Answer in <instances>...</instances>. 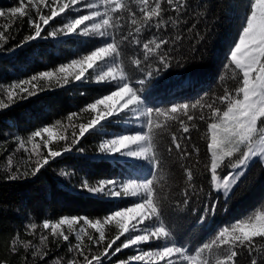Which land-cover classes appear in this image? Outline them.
I'll return each mask as SVG.
<instances>
[{
    "label": "snow or ice",
    "instance_id": "obj_1",
    "mask_svg": "<svg viewBox=\"0 0 264 264\" xmlns=\"http://www.w3.org/2000/svg\"><path fill=\"white\" fill-rule=\"evenodd\" d=\"M133 4L136 7H133ZM41 5L48 9L49 14L42 13ZM76 5L80 7H75ZM248 7L249 11L244 17L237 41L230 47L227 57L226 66H235L232 71L233 78L238 81L236 87L231 91L225 89L224 94L216 97L212 102L197 100L191 104H174L170 108L147 106V97L142 94L146 89L136 87L137 84L144 86L146 80L134 79L129 69L123 65L120 59L124 52L121 44L127 41L129 45L134 44L142 48L143 61L156 58L160 67L148 71V77H155L161 71L169 69L174 59L170 58V53L181 47L185 39H195L197 44L205 39L199 30H196L192 37L184 35L197 29V24L194 21L190 23L188 17L202 16V13L193 7V0H85L83 3L81 0H51L50 3L49 0H18V6L10 8L12 17L17 15L21 18L27 17L29 28L34 29V33L25 38V43L41 38L50 21L61 17L66 10L80 12L82 9H87V13L67 19L66 23L48 35L55 37L62 33L65 36L101 37L107 41L103 46L96 47L83 57L61 65L55 71H44L28 80L11 85L5 90L10 103L15 102L14 97L18 95L16 89H19L20 93H27V96L19 97L26 99L36 94L37 86L32 84L33 81L52 80L56 72L66 74L72 68L79 69L74 75L75 82L96 83L110 87L106 94L96 97L94 102L82 109V111L90 110L96 115L89 119L87 124H80L79 134L73 132L70 143L61 150L49 148L47 155H43L38 150L40 145L33 143V140L41 137L42 134H47L50 141L54 134L52 127H44L33 132L28 137L27 143L32 144L35 150L29 155V159L32 154L36 155L35 166L24 172H20L19 169L10 170L8 180L35 177L51 161L70 152L85 133L103 129L111 124L113 119L127 121L135 117L136 120L142 121L140 132L120 134L101 142L99 154L101 158L114 157L118 154L121 157L144 160L150 166L148 177L126 183L114 179H101L95 185L85 180L80 185L81 192L92 195L108 198L132 196L137 199L122 209H115L106 216L94 220L87 217H62L58 223L43 222L44 230L51 229L53 242H57L58 236L64 242H68L69 234L58 232L59 227L67 224L71 232V226L80 220L98 233V236L94 237L81 227L75 233L77 243L68 244L67 251L74 255L68 259L67 264H104L105 258L111 260L130 247L138 249V253L126 260L117 259L115 264L144 261L145 257L163 261V264H175L179 258L187 261L188 264H241L238 259L241 256L246 257L247 264H264V210H253L238 221L223 227L218 230L210 243H205L190 253L186 248L171 243L172 233L162 219L161 196L157 189L158 170L162 172L164 169L161 142H165L163 151L169 156L176 155L179 159H187L192 155V151L187 149L183 141H190L191 136L178 133L189 134L191 129L197 127L196 123H192L195 120L207 122V133H210V143L207 148L211 156L210 163L206 164L205 168L211 174L212 188L217 192L222 190L225 201L231 197L233 188L245 176L253 162L264 167V0H249ZM32 11H35V17L32 16ZM3 16L5 12L0 11V17ZM123 21H127V24L122 23ZM181 25L185 27L182 28ZM7 27L5 25L4 30L0 31V41H7L8 37L4 34ZM125 28L128 29L126 33L123 31ZM117 31L120 32L119 38L116 36ZM145 31L150 35L142 42L139 37ZM21 46L17 45V47ZM131 65L135 70L143 71L141 58L131 60ZM57 79L59 80L60 77ZM63 81L64 84L70 83L67 75L63 77ZM194 82V77L188 76L176 85V88L191 86ZM24 85H31L33 91H29ZM149 86L155 88L158 82ZM216 101L224 107H220ZM100 106H103V110H100ZM7 107L9 104L0 100V109ZM204 108L208 109L207 113L202 111ZM76 115L78 114L72 113L67 119L71 121ZM61 139L65 137L62 136ZM19 146L28 151L25 141H20ZM47 146L46 141L45 147ZM80 151L82 152L83 149L81 148ZM193 151L198 152V149ZM221 167L230 169L223 177H220L218 172ZM184 175L186 187L181 203L189 206L191 197L198 196L203 189H198L193 183L194 173L191 167L184 169ZM202 204L200 215L197 217L198 222H205L217 211V201L210 203L204 199ZM113 222L118 231L114 237L108 239L104 226ZM29 227L35 229L36 225L32 224ZM84 235H87L92 245L87 247V251L82 247ZM121 237L124 239L121 240ZM47 241V235L40 236L39 244L24 242L17 236L13 238L11 250L15 252L16 245L20 244L27 252L31 246L34 249L33 259L38 257L44 260L48 255L44 250ZM117 241H121L120 244L117 245ZM155 241L161 242L155 249L139 248L140 245ZM113 245L116 247L113 248ZM214 246L216 252L212 253ZM206 251L212 253L213 259L204 255ZM77 255L82 257V262L76 258ZM53 264H60V258H57Z\"/></svg>",
    "mask_w": 264,
    "mask_h": 264
},
{
    "label": "trees",
    "instance_id": "obj_2",
    "mask_svg": "<svg viewBox=\"0 0 264 264\" xmlns=\"http://www.w3.org/2000/svg\"><path fill=\"white\" fill-rule=\"evenodd\" d=\"M203 5V7H201ZM249 0H193V7L202 13V16H189V22H195L197 29L192 33H184L186 37H192L199 30L205 39L197 44L195 39H185L181 47L170 53L172 66L163 70L155 77H148V71H154L160 67L155 57L149 61H143V50L136 45H129L127 41L121 44L123 56L120 58L133 78H144L146 89L142 94L147 97L146 104L155 108H170L174 104H191L197 100L212 102L216 97L222 96L224 90H233L237 85V79L233 78L234 65L227 67L230 47L237 41L244 17L249 11ZM18 6V0H0V11L5 16L0 17V31L8 37L7 41H0V100L8 103L9 107L0 109V264H53L60 258V264H67L74 253L67 251L68 244L77 243L75 233L64 230L69 234V241L64 242L57 237V242L51 231L43 229L45 220L58 221L62 217H87L102 218L115 209H122L130 205L137 197L108 198L88 194L80 191V185L88 180L95 185L101 179H114L121 183L132 180L140 181L149 175L150 166L144 160L120 158L116 156L100 157L99 144L104 140L120 134H134L142 129L137 125L138 120L131 118L127 121L113 119L111 124L98 131L90 130L80 138L70 152L51 161L35 177L10 181L7 176L11 171L19 169L20 172L34 167L37 159L32 144L27 140L31 134L44 127L53 128V136L49 141L47 134L36 137L34 144H39V151L47 155L48 149L61 150L69 144L73 138V132L79 134V125L87 124L96 113L90 110L82 111L85 106L94 102L96 97L106 94L109 85L96 83H79L67 77L70 81L64 84L63 77L56 72L52 80H37L35 84L36 94L26 99L27 96L16 89L15 102L10 103L6 96V89L19 81L28 80L33 75L44 71H55L61 65L69 63L73 59L81 58L92 49L103 46L107 41L101 37H83L62 33L55 37L48 33L58 29L79 13L67 11L61 17L54 18L45 27L41 38L25 43V38L34 33L29 28L27 17H12L10 8ZM136 7L135 4L132 5ZM42 13L47 15L48 9L41 5ZM35 17V11L31 12ZM122 23L127 24V21ZM42 27H44L42 25ZM128 27H131L128 25ZM185 27V25H181ZM128 29L123 31L126 33ZM150 34L144 32L139 38L143 40ZM117 38L120 32H116ZM17 45H22L17 47ZM141 58L143 71H137L131 65V60ZM179 62V63H178ZM183 65V66H182ZM194 77L191 86L176 88L186 77ZM57 77H60L58 80ZM158 82L155 88L151 83ZM29 91H33L31 85H24ZM216 103L224 107L219 101ZM103 110V107H100ZM207 113L208 109H202ZM72 113L69 121L67 118ZM124 114L122 113L121 116ZM59 121V123H57ZM197 127L191 129L190 141H183L192 155L187 159H179L176 155L169 156L163 151L164 143L161 142L162 156L164 157V169L158 170L157 189L161 196L162 219L165 226L172 233L171 243L186 248L190 253L200 248L205 243H210L218 230L228 226L234 221L246 216L253 210H264V167L253 162L241 181L233 188L231 197L225 201L221 194L214 191L210 181V172L205 165L210 163V152L207 145L210 143V133H207V122L195 120ZM75 125V127H73ZM178 127V126H176ZM99 128V126H98ZM207 133V134H206ZM65 139H61V137ZM20 141H25L26 152L19 146ZM48 146L45 147V142ZM83 149L81 152L80 149ZM193 149H198L193 151ZM118 161V162H116ZM183 166V167H182ZM191 167L194 173L193 183L198 189H203L199 195H193L189 206H184L181 201L185 191L184 169ZM230 169L221 167L218 169L220 177L226 175ZM63 173V174H62ZM217 201L216 214L210 216L205 222H198L202 201ZM226 209V210H225ZM82 221V220H80ZM35 224L36 228L29 226ZM105 233L108 239L114 237L118 231L115 222L105 225ZM62 231L58 229V232ZM31 233V234H29ZM87 233L98 236L94 228L89 227ZM47 235V247L44 248L48 255L44 260L38 257L33 259L34 249L30 246L27 252L20 245H16V251L11 250L14 237L19 236L24 242L31 241L39 244L40 236ZM127 235V234H126ZM124 237H121L123 240ZM107 241H105L106 243ZM121 241H117V245ZM160 241L143 244L144 250L155 249ZM92 246L87 235L83 236L82 247ZM116 245H113L115 248ZM99 251L100 249H94ZM135 251L123 250L111 260L104 259V264H115L116 260H126ZM215 246L212 253H215ZM212 253L207 251L204 255L213 259ZM78 260L82 257L77 255ZM241 264H247L244 256L238 258ZM182 258L175 264H186ZM131 264H144L133 261ZM147 264H163V261H151Z\"/></svg>",
    "mask_w": 264,
    "mask_h": 264
},
{
    "label": "rangeland",
    "instance_id": "obj_3",
    "mask_svg": "<svg viewBox=\"0 0 264 264\" xmlns=\"http://www.w3.org/2000/svg\"><path fill=\"white\" fill-rule=\"evenodd\" d=\"M50 2H51V0H49V3H50ZM83 2H85V0H81V3H83ZM75 7H80V5H76ZM87 11H88L87 9H82L80 12H75V11H72V12H74V13H79V15H83V14H86ZM78 70H79L78 68H72V69H69L68 72H67L66 74H62V73H60V74H61L62 76L67 75V77H70V78L74 79V75H75V73H76ZM91 71H92V70H89V72H91ZM241 95H242V94H241ZM121 103H122V102H121ZM100 107H103V106H100ZM132 118H135V117H132ZM141 122H142L141 120H138L137 125H138L139 127H140V125H141ZM210 155H211V153H210ZM118 156H119V155H118ZM119 157H120V158H128V159H136V158H134V157H121V156H119ZM214 191H216V190H214ZM216 192H217V191H216ZM217 193L221 194L222 197H223L222 190L219 191V192H217ZM223 198H224V197H223ZM45 221H50V220H45ZM50 222H57V223H58L59 220H58V221L52 220V221H50ZM81 227H84L85 230H86V232H87V230H88V228H89V226L83 224V221H79L78 223L73 224V225L71 226V228H72V231H71V232H72V233H76L77 231H79V229H80ZM130 227H131V225H130ZM59 229L62 230L63 232H64L63 229L69 231V226H68L67 224H64V225H61V226L59 227ZM48 230L51 231L50 228H49ZM139 248L144 250V248L141 247V245L139 246ZM131 249H132V251H135L133 255H135V254L138 253V249H134V247H131ZM150 261H151L152 263H154V262H156V261H158V260H156V259H154V258L145 257V260H144V261H140V262H142V263H144V264H147V263H149ZM185 263L188 264L187 261H186Z\"/></svg>",
    "mask_w": 264,
    "mask_h": 264
}]
</instances>
